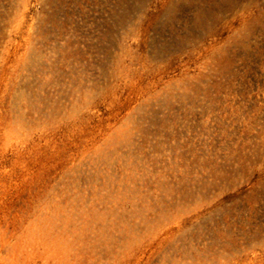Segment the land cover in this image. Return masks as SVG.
I'll return each instance as SVG.
<instances>
[{"label": "rangeland", "instance_id": "374dc122", "mask_svg": "<svg viewBox=\"0 0 264 264\" xmlns=\"http://www.w3.org/2000/svg\"><path fill=\"white\" fill-rule=\"evenodd\" d=\"M0 264H264V0H0Z\"/></svg>", "mask_w": 264, "mask_h": 264}]
</instances>
